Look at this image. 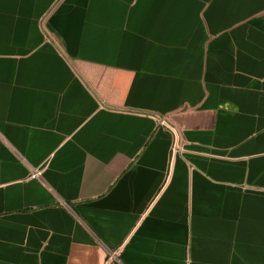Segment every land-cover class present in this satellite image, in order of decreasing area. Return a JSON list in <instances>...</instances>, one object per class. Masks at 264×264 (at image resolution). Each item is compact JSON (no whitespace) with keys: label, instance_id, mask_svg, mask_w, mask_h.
I'll return each instance as SVG.
<instances>
[{"label":"crops","instance_id":"0c3cea01","mask_svg":"<svg viewBox=\"0 0 264 264\" xmlns=\"http://www.w3.org/2000/svg\"><path fill=\"white\" fill-rule=\"evenodd\" d=\"M113 250L264 264V0H0V264Z\"/></svg>","mask_w":264,"mask_h":264},{"label":"built area","instance_id":"2783aa9c","mask_svg":"<svg viewBox=\"0 0 264 264\" xmlns=\"http://www.w3.org/2000/svg\"><path fill=\"white\" fill-rule=\"evenodd\" d=\"M41 172L40 171H35L31 174V178H40ZM119 252L118 250H113V251H108L107 252V257H106V264H118Z\"/></svg>","mask_w":264,"mask_h":264}]
</instances>
